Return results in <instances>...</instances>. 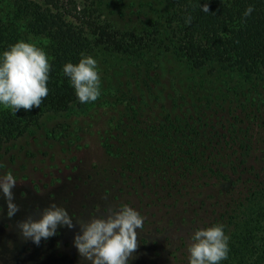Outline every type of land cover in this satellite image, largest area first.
<instances>
[{"label":"rangeland","instance_id":"1","mask_svg":"<svg viewBox=\"0 0 264 264\" xmlns=\"http://www.w3.org/2000/svg\"><path fill=\"white\" fill-rule=\"evenodd\" d=\"M24 2L45 8L41 0H0L1 18L14 23L16 42L35 43L48 56V41L24 27L25 21L20 16ZM59 6L66 22L89 35L108 26L120 33L148 38L151 43L156 26L165 41L132 62L126 56L95 50L90 55L98 62L101 80L98 99L78 102L63 112H43L23 135L3 146L0 174L10 171L16 178L12 192L19 210L8 218L7 206L0 195L5 213L0 214V264H88L73 244L79 232L76 221L103 215L123 204L144 217L143 228L137 229V248L129 264H188L186 248L193 231L208 226L212 218L217 219L224 211L222 222L217 221L224 225L230 238L229 251L239 248L247 237L252 245L257 244L264 236V197L246 202L239 196V192H244L240 187L242 176L248 177L242 167H225L220 182L212 177L198 182L193 193L196 199L190 200L194 204L176 216L157 201L159 196L153 188L160 175L145 140L155 137L153 128L177 126V118L183 119L181 123L190 135L202 138L201 143L208 140L222 143L230 130L236 128L238 136L243 132L253 140V147L244 153L263 170V88L254 87L246 99L242 87L233 90L239 80L234 73H220L214 63L202 70L192 69L166 46L169 34L160 23L169 10V0H61ZM137 64L145 68L153 81L143 91L137 89L130 100L128 83L137 78ZM197 82L203 87L197 86ZM250 85L243 84L246 89ZM209 93L217 97L207 103L204 98ZM260 94L262 102H258ZM181 97L185 103L177 102ZM31 109L21 108L15 114L30 113ZM1 111L12 112L0 106ZM189 114H193L191 128L185 122ZM110 144L114 147L107 149ZM203 145L208 146L209 152H217L214 145ZM135 166L139 168L137 175L145 176L144 184L131 172ZM51 203L69 212L74 227L58 226L55 235L42 238L38 245L26 240L19 223L38 219L39 210ZM246 209L252 214L248 225L240 213ZM248 229L252 231L250 235L246 234ZM243 258L248 264L245 253ZM240 261L229 254L220 264Z\"/></svg>","mask_w":264,"mask_h":264},{"label":"trees","instance_id":"2","mask_svg":"<svg viewBox=\"0 0 264 264\" xmlns=\"http://www.w3.org/2000/svg\"><path fill=\"white\" fill-rule=\"evenodd\" d=\"M41 1L45 8L37 3L24 2L20 16L24 19V27L28 32L48 41V59L51 65L47 81L48 94L42 99L40 107H33L30 113L0 112V151L6 143L23 135L30 126L37 123L43 112H63L79 102L69 79L63 74L64 63H77L80 53L90 55L95 50L126 56L132 62L140 59L145 51L165 41L160 36L161 30L158 31L156 26L153 28L155 37L151 43L148 38L137 37L134 33H120L108 26L100 27L97 32L89 35L82 28H75L66 22L60 15L61 0ZM249 5L254 10L245 17L243 13ZM202 6H207L208 11H202ZM189 16L191 22L185 23ZM161 19L162 30L169 34V44L166 46L171 47L192 69L202 70L214 63L218 65L220 73H234L239 80L233 90L242 87V94L246 99L250 98L254 87H262L264 90V0H169V10ZM14 32V23L4 20L0 14V52L16 42ZM136 67L137 78L128 83V92L132 95L130 100L134 98L137 89L143 91L153 81L145 68H139L138 64ZM243 84L250 86L246 89ZM196 85L203 87L199 82ZM214 97L217 96L209 93L204 99L208 103ZM258 99V102L263 101L261 94ZM177 102L186 101L181 97ZM192 116L193 114H189L185 118L189 128ZM182 121L183 119L177 118V126L171 129L168 126L153 128L155 137L145 140L160 175L158 184L153 189L159 196L156 197L158 203L167 212H173L176 216L181 211L186 212L188 206L195 202L190 200L196 199L193 193L198 182L211 177L220 182L224 178L225 167H242V171H246L248 177L244 178L243 175L240 182L244 192H239V196H243L246 202L254 197H264V169L255 166L251 157L244 153L249 152L254 145L251 138L243 135V132L238 136L239 129L233 128L222 139V143L211 140L201 143L202 138L190 135ZM192 131L194 132L193 129ZM203 144L214 145L217 152H209L208 146ZM106 147L112 149L114 146L110 144ZM138 169L135 166V171L131 169V172L143 182L139 181L140 184H144L145 176H138ZM247 211L242 210L240 213L248 225L252 214ZM224 215L225 211L217 219L212 218L208 225L218 223L219 219L222 222ZM250 231L248 229L246 234L250 235ZM244 253L249 259L248 264H264V236L253 245L247 237L240 242L239 248H231L229 251L230 257L241 260L239 264H246Z\"/></svg>","mask_w":264,"mask_h":264},{"label":"clouds","instance_id":"3","mask_svg":"<svg viewBox=\"0 0 264 264\" xmlns=\"http://www.w3.org/2000/svg\"><path fill=\"white\" fill-rule=\"evenodd\" d=\"M254 8L249 5L243 15L249 16ZM202 11H208L202 6ZM187 17L185 23H190ZM51 65L46 52L35 43L19 40L0 52V106L13 113L21 108L40 107L47 96V81ZM80 103H90L101 94L97 60L80 53L77 63L68 61L62 66ZM17 181L9 171L0 174V195L7 206L6 216L11 218L19 206L14 203L12 189ZM38 219L19 223L21 235L35 244L56 234L59 227H74L73 217L62 206L51 203L39 210ZM0 214L4 207L0 206ZM144 217L128 204L113 208L100 216L76 221L79 232L73 244L83 261L88 264H129L137 248V229L143 228ZM229 236L224 225L213 223L196 228L187 244L188 264H220L228 258Z\"/></svg>","mask_w":264,"mask_h":264}]
</instances>
